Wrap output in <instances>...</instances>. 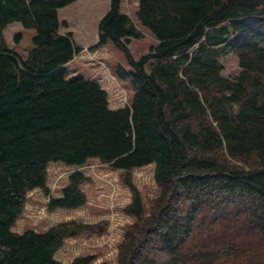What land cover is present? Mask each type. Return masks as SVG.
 I'll return each mask as SVG.
<instances>
[{
  "label": "trees",
  "instance_id": "16d2710c",
  "mask_svg": "<svg viewBox=\"0 0 264 264\" xmlns=\"http://www.w3.org/2000/svg\"><path fill=\"white\" fill-rule=\"evenodd\" d=\"M75 1L0 0V264H106L55 255L107 221L11 230L30 191L49 194L50 162L94 159L131 193L115 264H264V0H138V24L110 0L91 49L110 40L126 52L132 70L117 74L132 97L117 108L97 80L67 76L80 47L58 11ZM15 22L35 30L24 59L4 36ZM142 27L156 43L135 60L127 44ZM150 164L158 194L146 211L131 172ZM88 180L71 172L48 210L84 205Z\"/></svg>",
  "mask_w": 264,
  "mask_h": 264
},
{
  "label": "rangeland",
  "instance_id": "374dc122",
  "mask_svg": "<svg viewBox=\"0 0 264 264\" xmlns=\"http://www.w3.org/2000/svg\"><path fill=\"white\" fill-rule=\"evenodd\" d=\"M109 1L76 0L61 8L58 17L67 24L66 27H61L60 31L72 32L75 44L80 47V51L68 63L67 76L82 75L97 80L107 91L110 107L117 108L130 102L132 97L130 80L117 74L118 68L124 71L132 70L126 52L110 40L99 48L91 49L97 41L98 22L107 12ZM137 1L121 0V10L129 14L136 23L134 12ZM142 31V37L132 38L127 44V49L135 60L148 52L149 47L156 43L147 28L142 27ZM18 33L20 38L15 41L14 36ZM34 35L33 28H24L17 22L4 30L8 46L23 59L32 47ZM223 64V74L226 76H232L239 70L234 55L225 57ZM75 170L89 178L80 186L86 196L85 204L75 209L48 210V195L60 196L61 188L67 184L68 175ZM153 172V164L136 168L131 172L132 182L142 195L146 211L150 199L158 194ZM47 187L48 195L40 189L28 193L24 209L13 223L11 230L18 233L27 229L44 232L50 225L67 220L86 223L107 221L106 232L101 235L90 234L67 239L55 256L63 262H69L77 255L92 254L96 257L95 263L115 264L117 247L124 236L125 227L134 221L132 216L123 211V208L130 203L131 193L120 179V171L96 159L89 160L87 164L78 168L61 162H50L47 167Z\"/></svg>",
  "mask_w": 264,
  "mask_h": 264
}]
</instances>
